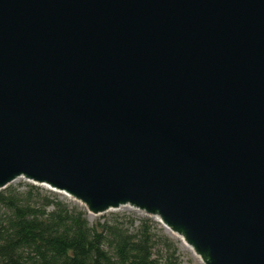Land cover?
<instances>
[{
  "label": "water",
  "instance_id": "1",
  "mask_svg": "<svg viewBox=\"0 0 264 264\" xmlns=\"http://www.w3.org/2000/svg\"><path fill=\"white\" fill-rule=\"evenodd\" d=\"M20 179L264 264V0H0V191Z\"/></svg>",
  "mask_w": 264,
  "mask_h": 264
},
{
  "label": "trees",
  "instance_id": "2",
  "mask_svg": "<svg viewBox=\"0 0 264 264\" xmlns=\"http://www.w3.org/2000/svg\"><path fill=\"white\" fill-rule=\"evenodd\" d=\"M21 186L0 191V264H183L154 220L110 214L90 224L79 205Z\"/></svg>",
  "mask_w": 264,
  "mask_h": 264
},
{
  "label": "rangeland",
  "instance_id": "3",
  "mask_svg": "<svg viewBox=\"0 0 264 264\" xmlns=\"http://www.w3.org/2000/svg\"><path fill=\"white\" fill-rule=\"evenodd\" d=\"M24 184L31 185L30 183H28V182L20 179V180L14 181V183H12L10 186L16 188V187H20L21 185H24ZM42 188L44 190L48 191L46 188H44V187H42ZM20 189H22V186L20 187ZM57 196L63 202H67V203H70V204H73V205H76V204L79 205L77 202L75 203L74 201L66 198L65 196L63 197V196H61L59 194H57ZM80 207L83 208L82 206H80ZM110 214H119V215L120 214H125L127 216L133 217L136 220H141V218H147L144 214L139 213L136 210L128 209V208H119V210H117V211H109V213H106V214H103V215H98V217L90 216L87 213V216L86 217H87L88 222H90V224H94L95 221L102 220L103 218H107V217H109ZM151 220H154V219H151ZM154 221L158 224V226L160 227V229L163 230V228L161 227V225L156 220H154ZM163 231L166 233V235L170 239L174 240V242L177 243L178 251L180 253L181 262H183V264H202V262L199 260V258H197L194 255L193 252L189 251L187 248H185V247L182 246V243H181V241H180L179 238H177L176 236L171 235L166 230H163Z\"/></svg>",
  "mask_w": 264,
  "mask_h": 264
},
{
  "label": "bare ground",
  "instance_id": "4",
  "mask_svg": "<svg viewBox=\"0 0 264 264\" xmlns=\"http://www.w3.org/2000/svg\"><path fill=\"white\" fill-rule=\"evenodd\" d=\"M180 241H181L183 247H185V248H187L189 251H191V249H190L187 245H185L184 242H183L181 239H180ZM191 252H192V251H191Z\"/></svg>",
  "mask_w": 264,
  "mask_h": 264
}]
</instances>
